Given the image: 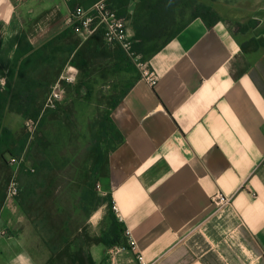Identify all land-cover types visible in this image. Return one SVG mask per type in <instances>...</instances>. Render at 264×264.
<instances>
[{
	"label": "crops",
	"instance_id": "crops-1",
	"mask_svg": "<svg viewBox=\"0 0 264 264\" xmlns=\"http://www.w3.org/2000/svg\"><path fill=\"white\" fill-rule=\"evenodd\" d=\"M97 1L0 0V144L14 148L27 137L30 144L38 132L52 151L41 174L50 163L48 179L58 178L41 201L48 186L38 184L39 174L33 181L26 151L0 154L8 163L22 159L19 194L8 197V185L0 186V264H49L45 232L48 240H69L58 254L83 251L93 264H264V0H206L220 21L209 27L196 18L180 31L175 23L165 30L177 32L167 43L162 37L147 45L159 48L149 59L159 80L151 87L136 72L110 109L122 139L107 154L100 191L90 186L98 175L91 172L96 136L85 128L74 142L63 118L82 100L62 107L67 92L56 107L47 104L52 85L63 87L68 76L76 81L83 70L73 61L83 65L75 55L87 40L66 22L76 7ZM111 1L135 45L134 22L145 31L156 0ZM70 145L85 149L62 152ZM84 189L101 201H82ZM108 193L116 209L103 199ZM113 217L137 251L126 238L113 243ZM99 237L105 242L94 241ZM120 244L127 248L112 255Z\"/></svg>",
	"mask_w": 264,
	"mask_h": 264
},
{
	"label": "trees",
	"instance_id": "trees-1",
	"mask_svg": "<svg viewBox=\"0 0 264 264\" xmlns=\"http://www.w3.org/2000/svg\"><path fill=\"white\" fill-rule=\"evenodd\" d=\"M108 1L112 6V1ZM174 7H176L177 9L176 14L174 12ZM187 10H190V16L188 17V20L185 21L183 18L188 13ZM118 14L122 16V13L118 12ZM196 18H201L209 27L221 20L213 7L207 4L197 3L196 0H156L152 5V11H150L149 16L146 20V22L149 23V25L145 27L146 30L144 31V29L141 28L142 25H139L138 23H136V21L134 22L135 39L139 40V42L134 45L135 51L141 53L145 60H149L150 54L156 52L159 48L156 46L148 48V44L155 42L154 44L157 45L158 43L156 42L159 41V39L162 37L164 38L162 43L165 44L169 39H171V37L176 35L177 32L172 31L170 33H167L165 31L168 26H171V29L173 30L176 23L177 31H180L187 23ZM255 24L256 22L251 21L249 22L248 27L254 26ZM261 41L263 42L264 46L263 40H260L259 43ZM80 54L82 55L83 62H85L88 57L91 59H97V61L99 60L101 66L105 61H108L109 63L107 62L105 66H107V68L113 74H124L129 77V80H127L126 82L125 88L123 89L122 93L115 98L110 109L114 108L121 101L124 95L133 86L135 79L140 76H135L136 72L138 73V71L121 48H119L118 46H115L112 49L107 48V44L103 38V34L101 31L88 38L85 42V48L81 51V53L79 52L75 56H79ZM73 63L82 69L84 68V64H86L83 63V65H79L77 61H73ZM15 68L16 62L13 63V66L11 67V70L8 73L9 78L6 81L7 89L10 86V79L12 78V74L14 73ZM2 76L4 75L0 72V77ZM45 113H43L44 116ZM39 115L40 112L38 111V113L34 114V118L36 119ZM109 115L110 110L104 116L103 122L101 123V131L96 132V134H94V131L92 132V136H96L98 143L96 147H94V151L96 150L94 156L95 163L91 168V172L93 176H95V174L97 173L98 175L92 177L94 182L93 185L91 184L90 186H96L97 178H99L100 174L103 171V166L105 165L107 154L110 150L114 149L121 142L122 139L116 128L112 126ZM4 133L5 135L6 133L8 134L6 130H4ZM25 151L26 157L31 160L33 164V171L31 169H29L28 171L29 173L32 172V175H30L32 176L33 181L36 180V175L39 174L40 176L38 178V184L48 186V190H46V193H42L39 197V200L44 201L46 199L45 197H49L51 195L52 189L57 186L56 184L58 178L48 179L50 178L49 171L52 170V166L50 165V163H48L49 165L47 166L48 172L46 174H41V171L44 169V163L47 162L43 160V157L47 154H52V151H47V145L43 144V138L41 136H38L37 132L34 140H32L30 144H28V137L23 143H19L18 146H14V148L10 145H6L5 143L0 144V154L4 159V156L6 154L20 157ZM24 167L25 166L22 165L21 169H24ZM82 192V201H101V197H97L95 195L96 192L94 193L92 191H89V189H84V191ZM103 199L108 200L109 204L113 206V200L110 193L106 194ZM111 219L115 227L113 243H124L125 229H123L122 225L115 217ZM39 231L42 233L41 230ZM44 235L45 242L49 245L53 253V257L49 261V264H93L91 257L86 256L83 251H80L79 253H76L74 255L67 256H62L58 254V249L61 244L63 245V243H67L69 240L65 238L63 241H51L46 238L49 236L47 233H45ZM51 238H53L52 235ZM94 241L105 242V238L99 237L96 238ZM72 242H70L69 244L73 245L74 243Z\"/></svg>",
	"mask_w": 264,
	"mask_h": 264
},
{
	"label": "rangeland",
	"instance_id": "rangeland-1",
	"mask_svg": "<svg viewBox=\"0 0 264 264\" xmlns=\"http://www.w3.org/2000/svg\"><path fill=\"white\" fill-rule=\"evenodd\" d=\"M196 1L197 3L209 4L206 0ZM187 12V15H189L190 10H187ZM107 62L108 61H105L101 66L99 60L97 61V59L88 57V59L83 62L86 64H84L82 72L80 71V77L72 83L66 81V84H63L64 88H62L64 90L66 89L65 93L67 94L68 92V97L66 96L65 98L66 94H64V100L67 103H62V107L72 104V101L78 102L82 100L81 104H83V106L79 107L77 112L66 111L63 114V118L65 119L69 131H71L70 134L74 142H76L77 138L82 137L85 128L87 129L86 131L91 130V132L101 131V123L103 122L104 116L109 112L115 98L122 93L127 80H129V77L124 74H113L107 66H105ZM23 130L25 133H30L27 131L28 128L25 124ZM82 145H70L68 148L63 149L62 152L66 151L72 156L75 149H77L76 147H80L82 151L85 149V146ZM16 166H18V164L13 165L10 164V162L8 163L7 161L0 160V186H9V183L16 174ZM78 238L79 236L77 239Z\"/></svg>",
	"mask_w": 264,
	"mask_h": 264
},
{
	"label": "built area",
	"instance_id": "built-area-1",
	"mask_svg": "<svg viewBox=\"0 0 264 264\" xmlns=\"http://www.w3.org/2000/svg\"><path fill=\"white\" fill-rule=\"evenodd\" d=\"M66 27L70 28L76 35L84 40L101 31L107 45L118 46L123 50L137 69L140 78L143 81L151 87H154L157 84L159 80V72L150 60H145L140 53L135 51L134 39L129 34L127 20L117 14V11L111 6L108 0H99L89 7H76L72 15L67 20ZM66 80L69 83L73 82L71 76H68ZM64 94L65 92L63 88L58 83L52 85L47 99V104L51 107H56L57 103L64 99ZM9 162L13 165H19L22 162V159L12 157ZM95 188L100 191L98 183ZM18 194L19 182L17 177L14 176L9 183L7 196L16 197ZM217 200L220 204L225 202L222 196H219ZM113 206L114 209H116L114 203ZM124 235L130 248L137 251V245L131 237L130 232L125 230ZM126 248L127 246L125 244H120L111 250V254L114 255L117 251L124 250ZM142 264L147 263L142 261Z\"/></svg>",
	"mask_w": 264,
	"mask_h": 264
}]
</instances>
